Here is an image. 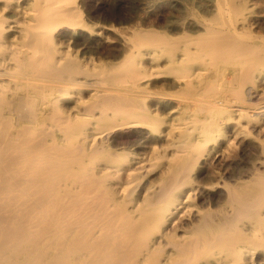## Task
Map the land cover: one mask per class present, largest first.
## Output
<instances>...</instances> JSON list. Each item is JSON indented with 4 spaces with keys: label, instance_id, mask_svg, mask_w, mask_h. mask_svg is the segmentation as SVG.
<instances>
[{
    "label": "bare ground",
    "instance_id": "obj_1",
    "mask_svg": "<svg viewBox=\"0 0 264 264\" xmlns=\"http://www.w3.org/2000/svg\"><path fill=\"white\" fill-rule=\"evenodd\" d=\"M93 1L0 0V264H259L264 0Z\"/></svg>",
    "mask_w": 264,
    "mask_h": 264
},
{
    "label": "rangeland",
    "instance_id": "obj_2",
    "mask_svg": "<svg viewBox=\"0 0 264 264\" xmlns=\"http://www.w3.org/2000/svg\"><path fill=\"white\" fill-rule=\"evenodd\" d=\"M105 1L106 0H95V1H93L94 2V6L89 5L91 3L85 4L84 7L86 9L87 14L89 15V13L92 11V9H96V7H98V6H103L106 3ZM107 1H108L109 4H112V5H119V4H122V3H123L122 5H124L126 3V5H124L125 7H127V8L129 6L132 7V11H126L124 13V15H126V16L129 15V16H127V18H130V19H132L133 17L134 18L132 19L131 22H129V23L127 22L125 24H122L123 27H125V25H127V26L130 25V24L135 25L137 23L143 22V23L146 24V26H150V27H152V26L154 27L155 26L157 28H164V25H166V23H167L166 21H167L168 17L171 14L175 13L173 10H171L172 9L171 6H169V4L167 2H164V1H156V0H125V1L124 0H112V1L111 0H107ZM174 1L176 3H178V4H180L181 7L183 6L182 10L184 12L187 11V12H192V13H194V12L195 13H198V12L200 13L199 6L197 4L202 3L201 0H174ZM135 2H139V3H135ZM210 4L213 5L212 2H210ZM136 6L138 7V9L136 8ZM89 8H90V10H89ZM258 9L259 10L263 9V6L258 7ZM95 16L96 17L91 16L89 18L92 21L91 23H96V25L94 27L96 29L100 30L99 28H101V25L106 24L107 22L104 20L102 15H95ZM72 45H73L72 46L73 49L75 50L77 48V46H75L73 41H72ZM91 54H94V57L98 56V57H101V58L107 59V60H111L112 59V57H110L109 54H107V53H104V54L100 53L99 55H97V53H91ZM262 253L264 254V252H262ZM261 257H264V255L261 254ZM262 260L263 259L261 258L258 261V263L259 264L260 263L264 264L263 263L264 260L263 261Z\"/></svg>",
    "mask_w": 264,
    "mask_h": 264
}]
</instances>
